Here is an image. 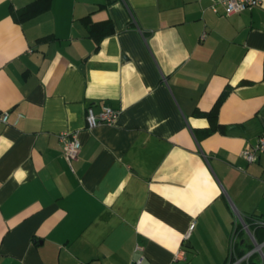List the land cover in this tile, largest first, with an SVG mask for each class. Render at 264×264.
Masks as SVG:
<instances>
[{
	"label": "crops",
	"instance_id": "0c3cea01",
	"mask_svg": "<svg viewBox=\"0 0 264 264\" xmlns=\"http://www.w3.org/2000/svg\"><path fill=\"white\" fill-rule=\"evenodd\" d=\"M31 1L0 0V264H225L238 215L260 242L264 153L240 151L264 133V0L229 16L217 0H52L15 22ZM87 15L112 21L98 46ZM223 92L205 135L196 112ZM102 106L115 122L88 128ZM62 131L81 143L71 162ZM236 234L237 255L253 248Z\"/></svg>",
	"mask_w": 264,
	"mask_h": 264
},
{
	"label": "built area",
	"instance_id": "2783aa9c",
	"mask_svg": "<svg viewBox=\"0 0 264 264\" xmlns=\"http://www.w3.org/2000/svg\"><path fill=\"white\" fill-rule=\"evenodd\" d=\"M217 3L221 5L223 14L229 16L246 9H252L253 7L259 5L261 0H217ZM211 8L213 12L218 13L214 6ZM203 37L204 34L201 35V38ZM118 113L119 110L109 106H102L98 113H96L92 107H88L85 112L86 126L88 128H94L99 125H112L115 122ZM22 117L23 115L21 113L17 114L12 124L15 125ZM8 123L9 112H0V124ZM58 138L62 147L63 156L68 162H71L78 155V152L81 148L80 141L75 135H70L68 131H62L59 133ZM262 153H264V133L259 135L253 144L246 146L240 151L241 157H243L248 163L254 162ZM237 219L239 221H236L235 227L233 228L229 239L228 260L225 264H248L251 256L254 253H259L262 259H264V250H262V247H264V241L257 242L252 230L250 229V225L247 224L240 215L237 216ZM251 224L254 227H264V219L253 218ZM193 225V223L189 225L188 231L185 233L184 238L188 237L189 231L192 229ZM238 226L241 227V229H244L253 241V248L241 255H237L235 253L236 233ZM136 249L140 250L141 248L137 246ZM133 263L146 264L143 255H138L133 260Z\"/></svg>",
	"mask_w": 264,
	"mask_h": 264
},
{
	"label": "trees",
	"instance_id": "16d2710c",
	"mask_svg": "<svg viewBox=\"0 0 264 264\" xmlns=\"http://www.w3.org/2000/svg\"><path fill=\"white\" fill-rule=\"evenodd\" d=\"M51 1L52 0H32L31 2L27 3L26 5L16 10L11 9V15L15 22L21 23L25 20L33 18L49 10ZM100 6L103 7V4H101ZM83 21L86 25L88 36L94 39L97 46L99 45L100 41L103 38L112 34L114 31L113 24L110 19H106L99 22H93L90 20V15H87L83 18ZM49 38H50L49 36L41 37L38 40H47ZM224 94L225 92L221 94V96L217 99V101L209 111L196 112L198 115L206 117L209 121V126L202 130L205 135H208L220 128V124L217 122V109ZM255 229L256 230L261 229V227H256ZM258 241L260 242L264 241V235H262Z\"/></svg>",
	"mask_w": 264,
	"mask_h": 264
}]
</instances>
